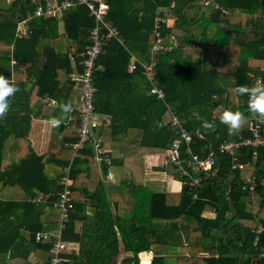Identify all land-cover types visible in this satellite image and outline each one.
Returning a JSON list of instances; mask_svg holds the SVG:
<instances>
[{
  "label": "trees",
  "instance_id": "trees-1",
  "mask_svg": "<svg viewBox=\"0 0 264 264\" xmlns=\"http://www.w3.org/2000/svg\"><path fill=\"white\" fill-rule=\"evenodd\" d=\"M106 2L107 18L121 41L111 38L104 45L92 73L94 110L104 121L73 156L79 93L71 74L73 65L82 71L80 53L90 44L93 17L80 4L61 17H32L30 33L16 37L18 21L31 10L29 0H0V42L7 46L0 53V74L20 89L0 120V195L13 185L24 192L21 199L0 196V264L7 253L22 264H47L48 255L42 260L33 252L48 250L49 243L35 235L57 228L53 203L65 173L71 178L73 207L62 237L78 249L65 251L63 264H117L120 253L118 264H139L138 253L144 250L153 252L151 264H239V255L241 264L256 257L264 264V183L244 188L246 177L264 181V147L255 154L250 146L237 148L233 156L221 153L223 141L249 131L232 135L217 119L224 109L246 113L247 98L234 95L233 88L264 80V0ZM155 28L164 43L176 39L170 50L151 52ZM133 55L155 61L152 83L162 89L163 98L150 92L138 61L128 70ZM12 60L25 64L24 79H12ZM33 93L45 100L34 115L29 102ZM52 98L71 102L73 111L57 128L59 140L37 152L28 137L32 116H58L56 105L46 112ZM171 112L192 132V151L205 155L214 150L216 157L214 175L201 172L200 186L191 188L166 161L162 169L183 184L178 192L153 190L145 181L144 156L166 152L175 137ZM202 120L216 127L205 128ZM155 121L164 127L153 132ZM98 135L101 146L109 139L117 142L120 156L112 160L99 147L110 163L96 162L93 142ZM109 165L120 170L117 182L103 179L99 167L106 174ZM38 196L45 201H33ZM211 211L213 217L205 215Z\"/></svg>",
  "mask_w": 264,
  "mask_h": 264
},
{
  "label": "built area",
  "instance_id": "built-area-1",
  "mask_svg": "<svg viewBox=\"0 0 264 264\" xmlns=\"http://www.w3.org/2000/svg\"><path fill=\"white\" fill-rule=\"evenodd\" d=\"M200 1L204 5L210 3V0ZM29 3L31 5V10L27 12L24 19L18 21L15 32L16 37L26 36L30 33L28 20L32 17L41 15L61 17L64 12L80 4H84L87 7L89 15L92 16L94 20V25L89 31L90 44L80 53L81 59L79 64L82 66V71L71 76L79 93V101L76 105V109L79 113V123L76 129L78 139L71 144L74 150V156L93 135L94 128L101 123L94 110V98L97 88L93 83L92 73L95 67V60L104 45L111 38H116L119 41L121 40L117 28L107 18L108 4L106 0H29ZM215 7H219V4L215 3ZM153 36L155 41L151 46V52H156L160 49L170 50L173 45H175L176 39L173 36L172 43H164L156 28L153 31ZM137 61L142 66L141 73L145 75L150 82V92L155 93L159 98H163L165 95L162 89L156 87L152 83L154 79L155 61L153 59H150L148 62L139 61L137 57L131 56L128 63L129 71L135 68ZM258 81H260L259 78L256 79L255 83ZM170 124L175 129V137L166 150V159L177 168L180 177L190 188L199 187L201 172H206L211 175L215 173L213 169L216 160L214 150H210L205 155L194 153L190 147L192 133L184 128L178 115L174 112H171ZM245 129L249 131L247 136L237 140H225L219 145L218 150L225 155L233 156L234 151L241 146H250L253 148V154L256 153L258 147H264V133L262 132L261 123L256 119L249 118L248 126ZM93 146L95 149V159L97 161L105 160L107 163H110L108 157L101 156L99 153V147L101 146L100 135H98L93 142ZM243 165L244 164H239L238 166L242 167ZM233 167L236 166L233 165ZM258 183H264L263 179L258 182L254 176L246 177L244 180V188L253 189ZM59 184L62 185V189L53 203L57 208V228L50 232L38 231L35 235L37 241L46 240L49 243L47 264H63L62 254L68 248V244L62 237V232L73 207L70 192L71 178L68 173L60 176ZM196 196L197 194L194 193L193 197ZM33 201H45V198L38 196L33 198Z\"/></svg>",
  "mask_w": 264,
  "mask_h": 264
},
{
  "label": "crops",
  "instance_id": "crops-1",
  "mask_svg": "<svg viewBox=\"0 0 264 264\" xmlns=\"http://www.w3.org/2000/svg\"><path fill=\"white\" fill-rule=\"evenodd\" d=\"M172 21H170L171 23ZM62 25H59V31H62ZM66 44L68 43L65 41ZM71 43V42H70ZM69 45V44H68ZM73 44H71L72 46ZM7 49V46L0 42V53L1 51ZM134 56V55H133ZM135 57V56H134ZM12 79L19 80L21 78L24 79L25 77V64H20L17 62H14L12 60ZM78 72L77 67L73 65V72L71 74L74 75ZM64 74L60 72V80L63 81ZM72 80V79H71ZM73 81V80H72ZM68 87V86H67ZM77 90V87L74 83V87ZM65 90V87L63 88ZM44 99L36 96L34 93L30 96L29 102L31 105V114H37L42 107V104L44 103ZM56 105V100L51 99L48 101V107L49 109L46 110V112H50L54 106ZM51 118L47 116L46 118H36L32 116L31 120V128L28 134V137L32 143V146L37 152H43L45 151L49 144L52 142H56L61 137V132L56 129H51L47 125V121ZM99 119L101 122L104 121L103 118L99 116ZM106 121V120H105ZM249 118L247 119L246 123L243 126V130L248 126ZM62 127V124L60 125V128ZM100 126L97 127L94 131V134H97L96 132L99 130ZM93 134V136H94ZM102 151L107 154V156L112 160L113 158L119 157L120 153L117 148V142L114 140H108L101 146ZM166 152L164 153H149L144 156V167H145V181L146 183L153 189V190H169L178 192L181 190L182 182L179 179L174 178L172 175L168 174L164 169H162V166L166 163ZM98 164H100V161H96ZM115 166L109 165L107 169V173L103 175V179L105 181H114L117 182L120 177V170L118 168V174L114 171ZM165 186V187H163ZM2 198L5 199H21L24 197V192L21 188H19L16 185L13 186H6L0 195ZM118 209V205H117ZM116 209V210H117ZM114 211V210H113ZM88 213H91L90 210H88ZM205 215H208L210 217L214 216V212H205ZM259 228L261 226L259 225ZM226 239V237H225ZM78 249V245L75 242H71L68 245V248L66 252L72 251L73 253H76ZM33 255L36 257H39L40 259L44 260L48 255V250H42L38 249L33 252ZM264 255V254H263ZM121 253L117 258V261L119 262V259L121 257ZM117 262V264H118ZM2 264H22L18 259L9 257V253L6 254L5 260ZM251 264H260L259 257L253 258Z\"/></svg>",
  "mask_w": 264,
  "mask_h": 264
},
{
  "label": "clouds",
  "instance_id": "clouds-1",
  "mask_svg": "<svg viewBox=\"0 0 264 264\" xmlns=\"http://www.w3.org/2000/svg\"><path fill=\"white\" fill-rule=\"evenodd\" d=\"M20 89L9 78L0 74V120L4 119L10 109L11 99L18 93ZM233 94L246 97V113L240 110L224 109L220 112L217 119L223 124L228 132L232 135L239 133L247 119L250 117L256 119L259 123L264 124V80H260L251 86L239 85L233 88ZM59 115L52 117L46 123L51 129L60 127L68 115L73 111L71 102L60 101L56 103ZM202 126L205 128H215L214 123L208 120H202ZM164 127V124L155 121L151 127V131L156 132Z\"/></svg>",
  "mask_w": 264,
  "mask_h": 264
},
{
  "label": "water",
  "instance_id": "water-1",
  "mask_svg": "<svg viewBox=\"0 0 264 264\" xmlns=\"http://www.w3.org/2000/svg\"><path fill=\"white\" fill-rule=\"evenodd\" d=\"M192 133V132H191ZM102 175H104V170L102 166L99 167ZM229 194V191L227 192V195ZM230 199L228 198V201ZM113 210L116 211L117 209V201L112 202ZM235 214V212L233 213ZM138 256L140 258L139 264H151V259L153 257V252L151 250H144L138 253ZM239 264H241V255H239Z\"/></svg>",
  "mask_w": 264,
  "mask_h": 264
},
{
  "label": "rangeland",
  "instance_id": "rangeland-1",
  "mask_svg": "<svg viewBox=\"0 0 264 264\" xmlns=\"http://www.w3.org/2000/svg\"><path fill=\"white\" fill-rule=\"evenodd\" d=\"M60 24H61V23H60ZM61 25H62V24H61ZM114 171L118 174V167L115 166ZM163 187H165V186H163Z\"/></svg>",
  "mask_w": 264,
  "mask_h": 264
}]
</instances>
